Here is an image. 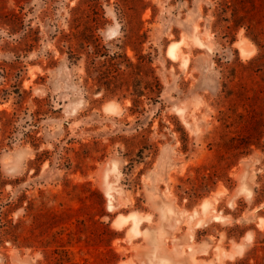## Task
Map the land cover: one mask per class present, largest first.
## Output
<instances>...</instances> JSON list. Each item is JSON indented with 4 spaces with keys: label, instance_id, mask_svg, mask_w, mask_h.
<instances>
[{
    "label": "rangeland",
    "instance_id": "rangeland-1",
    "mask_svg": "<svg viewBox=\"0 0 264 264\" xmlns=\"http://www.w3.org/2000/svg\"><path fill=\"white\" fill-rule=\"evenodd\" d=\"M217 6L0 0V264H264V0Z\"/></svg>",
    "mask_w": 264,
    "mask_h": 264
},
{
    "label": "trees",
    "instance_id": "trees-1",
    "mask_svg": "<svg viewBox=\"0 0 264 264\" xmlns=\"http://www.w3.org/2000/svg\"><path fill=\"white\" fill-rule=\"evenodd\" d=\"M218 2V13L219 16H221L223 19H230L232 18L235 21V25H237L238 23H240L241 19L243 18L242 14H240V11L238 10V4H240L241 0H217ZM232 10V15L229 17L226 15V12L228 10ZM253 39L256 41V43L260 46L261 51L259 53L258 56L253 57L248 64H245L244 66L246 68L249 69H256L259 67L257 60L261 59V57H264V37H262L261 35H255L253 37ZM63 40L64 41H72L74 40V43L70 42L69 45V57L72 59H78L82 54L85 53L86 54V71H87V81L89 79H93L94 81H98L99 84L104 85L106 84L109 79H110V73H111V68H115V70H120V64L121 61H117L116 57H113L111 55L107 56V54H105L104 59H101V56L104 55V51H103V47H102V43L99 40L98 36L96 35H63ZM119 56H123L126 64L128 67H134L135 66V62L126 55V53H121L118 54ZM139 61H143L144 54L139 53ZM140 63L138 64V67H140ZM130 74L131 77H133V79L135 81L141 80L138 78V76L135 74L134 75V71L131 70L128 72ZM138 73V72H136ZM156 81L157 83L160 84L159 80L157 77ZM153 83V82H150ZM137 94H142L143 91L141 89H136L135 91ZM135 101H137V99H135ZM34 140H37L38 137H36L34 134L32 135ZM35 146L38 145V143H34ZM43 153V152H41ZM42 158L41 154H38V156L36 157V159L40 160ZM25 194H23L19 200H23L25 198ZM31 202V201H30ZM264 241V237L262 239Z\"/></svg>",
    "mask_w": 264,
    "mask_h": 264
},
{
    "label": "bare ground",
    "instance_id": "bare-ground-1",
    "mask_svg": "<svg viewBox=\"0 0 264 264\" xmlns=\"http://www.w3.org/2000/svg\"><path fill=\"white\" fill-rule=\"evenodd\" d=\"M240 43H242V45H245V42H243V41L240 42ZM246 43H247V42H246ZM246 45H248V43H247ZM249 45H250V44H249ZM243 47L246 48L247 46H243ZM243 47H242V48H243ZM240 48H241V47H240ZM247 48L250 49L251 47L248 46ZM241 50H242V49H241ZM246 50H247V51H245V52H248V49H246ZM243 51H244V50H243ZM245 52H244V53H245ZM250 53H251V52H250V50H249V54H250ZM246 54H247V53H246ZM246 54H245V55H246ZM249 54H248V55H249ZM207 199H208V198H207ZM205 200H206V198H205ZM136 212H139V211H136ZM133 213H134V212H133ZM133 213H132V214H133ZM139 213H140V212H139ZM140 215H141V213H140ZM131 216H132V215H131ZM137 216H138V213L135 214L136 223L140 222V219H139V218L142 217V216H140V217L138 218ZM143 218H144V216H143ZM115 221H116V220H115ZM121 225H122V224H121Z\"/></svg>",
    "mask_w": 264,
    "mask_h": 264
}]
</instances>
